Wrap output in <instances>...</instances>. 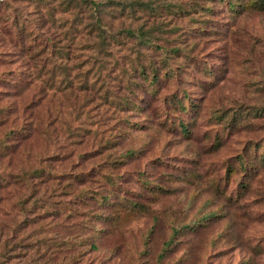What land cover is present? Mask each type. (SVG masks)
<instances>
[{"label": "rangeland", "instance_id": "1", "mask_svg": "<svg viewBox=\"0 0 264 264\" xmlns=\"http://www.w3.org/2000/svg\"><path fill=\"white\" fill-rule=\"evenodd\" d=\"M226 1L0 0V141L24 131L0 153V175L84 173L32 178L24 206L35 223L20 227L28 190L0 178V252L10 247L1 264H264V169L246 191L242 172L225 177L253 145L263 153L264 12L232 13ZM137 62L159 70L157 96L131 83L143 85ZM167 66L179 74L164 79ZM171 94L197 106L189 138L152 116ZM125 98L141 112L129 114ZM144 117L136 129L126 122ZM105 173L143 205L137 217L116 224L118 212L107 221L95 205ZM41 207L53 212L42 219Z\"/></svg>", "mask_w": 264, "mask_h": 264}, {"label": "trees", "instance_id": "2", "mask_svg": "<svg viewBox=\"0 0 264 264\" xmlns=\"http://www.w3.org/2000/svg\"><path fill=\"white\" fill-rule=\"evenodd\" d=\"M48 0H45L47 2ZM228 4V10L232 13H238L239 8L241 11H251V12H257V13H262L264 12V0H227L226 1ZM45 36V34H43ZM141 36V35H140ZM146 36V35H145ZM142 37V36H141ZM36 42V41H35ZM39 43L37 42L35 44V48L37 51L34 53L35 55H39L40 53L45 50L44 48H38ZM147 69H145V66L141 65L140 62H137V65L133 68L135 71L137 69V76L141 80V83L143 85H137L135 82H131L135 86H138L141 88L139 90L140 94L148 95L147 97H155L158 95L157 89H159L160 84H161V77L159 75V70L156 68L155 64L149 62L147 65ZM176 70H180L179 68L174 69L171 68L170 66H167V71H165L163 77L164 79L169 78H174L179 72ZM170 80V79H168ZM172 80V79H171ZM134 97L137 96L136 93L133 95ZM178 97L175 94H171L169 97H166L164 99V104L168 106V111H165L164 113H152V116L155 118V122H157V125L165 128L164 130L180 134L182 138H189L191 136V128L194 125V116L197 107L196 105L193 104V102L190 101L189 96L184 94L182 99H177ZM141 100V98H139ZM183 100L187 101V105H183ZM136 101V100H135ZM127 103L128 111L130 112L129 114H134V112L140 111L141 112V107H138L137 103H134L133 101H130V99H124V103ZM130 105V106H129ZM5 110V109H3ZM182 112L183 115H185V119L182 117H179L177 113ZM189 115L191 117H189ZM148 117H144L141 121L139 122H130L126 121L128 126L133 127V128H138L144 126L142 122L148 121ZM189 120V121H188ZM233 120V119H232ZM231 123V121H230ZM233 124V123H231ZM138 126V127H137ZM44 133L47 132L45 128H42ZM24 131L22 130H11L8 133H5L3 135V139L0 141V153L3 155H7L8 152H13L14 151V138H16L17 135L24 136L22 134ZM257 145H253L252 149V154L249 155V159L243 157V156H238L236 161L231 164H228L225 168V177L230 178L231 175H234L238 173V171L242 172V177L239 179L237 186L242 188L243 190H248L250 184L254 180V178L257 176L255 175L260 169H264V142H262L259 145V148L262 147V152L263 153H257ZM251 148L245 150V154L249 153V150ZM138 153V151L134 150H128L125 152L124 157H130L133 158L135 155ZM115 163V161H112L111 164ZM230 163V162H227ZM260 168H259V167ZM81 174H66L63 172H60L58 174H54L51 171L47 170L44 166H39L37 169L33 170H27V171H21L20 175L19 173L14 175L12 173L9 174L8 180L6 177L3 175H0V178L5 181L6 183V188L8 185L12 184V182H20L22 185H24L28 193L23 197V199L20 200V202L17 203L22 210V219L23 222H19L16 224V227H20L22 223L25 224H32L35 223L32 219H30L28 214H33L36 213L34 211L35 208H25L24 205L28 204L29 198L33 196L35 190L33 188V184L31 183L32 178H43L45 176L47 177H53L55 180H59L62 177H65L66 175L72 176V179H76L79 181H82L83 178H81ZM103 177L106 179L107 186L104 192H99L96 193L95 196H92V200L99 207L101 211H107L111 213L112 211L118 212L116 213V221L115 223H121L122 220H129L131 216H138L139 215V210H142L143 205L137 204L132 200V196L129 194L130 192L127 191L128 189H124L123 187H120V183H118L115 179V176L112 175L111 173H105L103 174ZM121 178V177H119ZM129 182V180H128ZM144 186L150 187L152 185L144 184ZM216 189L219 190L220 188V181L216 183L215 185ZM2 188V187H0ZM224 190V189H223ZM90 189H86L80 197H91L88 193H90ZM223 194L225 191H222ZM134 194V193H133ZM134 197V196H133ZM44 208H37V210H42V213H38V216H42V219H44L46 214H51L50 212L53 211H48L43 210ZM55 210V209H53ZM53 214V213H52ZM122 214V217L120 218ZM102 215H98V218H100ZM115 217L112 213L110 216L107 215L106 220L107 221H112V219ZM216 215L214 214H208L206 216L202 217V222L197 221L194 224H188L186 226H182L181 229H187V230H193L195 231L196 228L200 226H205V222H208L211 219H214ZM35 218V217H33ZM46 223H42L41 226H45ZM1 228V225H0ZM3 230H0L2 232ZM180 228L174 227L172 229V237L170 241L174 240L176 236L179 234ZM98 233L99 231H95ZM2 240H0L1 243ZM1 246V252H0V264L3 262L4 256H6V253H9L10 247L8 244H2Z\"/></svg>", "mask_w": 264, "mask_h": 264}]
</instances>
